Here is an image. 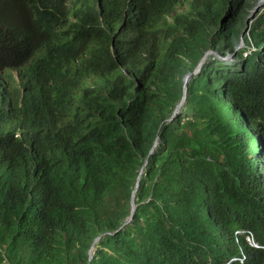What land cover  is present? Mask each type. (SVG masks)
<instances>
[{
    "label": "trees",
    "instance_id": "obj_1",
    "mask_svg": "<svg viewBox=\"0 0 264 264\" xmlns=\"http://www.w3.org/2000/svg\"><path fill=\"white\" fill-rule=\"evenodd\" d=\"M255 2L199 0L166 31L138 18L133 47L144 63L116 46L132 77L110 56L120 70L91 117L85 109L58 125L34 98L10 106L3 96L0 264H264V9L230 61L206 59L167 121L184 75L208 49L233 53ZM49 3L0 0V63L23 57ZM104 4L105 13L82 0L75 11L96 25L102 17L110 43L107 25L127 23L130 7Z\"/></svg>",
    "mask_w": 264,
    "mask_h": 264
},
{
    "label": "clouds",
    "instance_id": "obj_2",
    "mask_svg": "<svg viewBox=\"0 0 264 264\" xmlns=\"http://www.w3.org/2000/svg\"><path fill=\"white\" fill-rule=\"evenodd\" d=\"M81 1L50 0L49 5L41 9L44 14L40 15L29 29V34L33 38L27 52L16 62L0 63V101L3 96L10 97L8 102L11 106L14 103L24 104L30 98H34L49 115L56 118L58 125L76 121L78 115H82L85 109L90 117L93 116L97 112L96 94L112 90L117 79L116 70H120L109 61V57L111 56L116 64L121 66L122 73L132 77L128 64L122 65L118 62L116 46L119 45L122 56L133 59L132 63L129 62L130 64L141 65L144 63L143 59L136 55V49L133 47L136 42L132 28L134 22L141 18L155 30L166 31L170 27L177 26L187 11H196L193 7L199 0H116L117 4L129 5L130 10L128 22H125L126 18L123 16V22L118 23L116 31L107 25L110 43L103 40L106 25H104L102 17H99L100 24L96 25L84 17L82 10L75 11ZM259 1L264 0H256L252 7ZM91 2L95 3L97 7L101 4L105 13L104 0H91ZM263 9L264 5L258 11ZM258 11L246 23L247 29L245 27L241 33L240 39L243 46H236L233 53L225 55H219L218 52L208 49L204 53L206 59L209 54H215L224 61L228 58L232 59L238 49L245 47L243 36L249 30L250 23L259 13ZM119 31L122 36L117 34ZM248 52L246 51L244 54ZM193 70L187 72L183 77L182 96L184 85H186L187 91L188 81L200 72L199 70L188 76ZM102 82L106 85H102ZM174 117L170 116L167 121H171ZM19 131L20 129L17 128L14 134H19ZM155 142L157 141L155 140ZM257 146L258 141H256ZM237 233L245 234L241 230ZM245 239L250 245L258 246L252 236L245 234ZM237 259L243 261L242 258L232 257L227 263Z\"/></svg>",
    "mask_w": 264,
    "mask_h": 264
},
{
    "label": "water",
    "instance_id": "obj_3",
    "mask_svg": "<svg viewBox=\"0 0 264 264\" xmlns=\"http://www.w3.org/2000/svg\"><path fill=\"white\" fill-rule=\"evenodd\" d=\"M263 5H264V1H259V2H257V3L252 7V10H251L250 14L248 15V18H247V20H246V23H248L249 19H250V18L254 15V13H256V12L259 10V8H260L261 6H263ZM246 29H247V27H246ZM246 29H245V30H246ZM245 30H244V31H245ZM205 59H206V54H204V55L201 57V59L199 60L198 64L196 65V67H195L194 70L192 71V73H190L188 76H191L192 74L197 73V72L200 70V68H201L202 64L204 63ZM185 96H186V85H184V94H183V96H182L180 102L178 103V105H177V106L175 107V109L173 110L172 115H171V118L174 117V116L179 112L181 105H182V104L184 103V101H185ZM156 144H157V142L154 143V145L152 146V148H151L150 151H149V154L152 153V151L154 150ZM145 164H146V162H145ZM139 175H140V174H139ZM139 175H138V177H137V179H136L135 187H134V189H133V191H132L131 198H130V214H129V219H128V221H130V220L133 218V214H134V211H135L136 206H137V204L135 203L134 198H135L136 191H137V189H138V187H139V184H140V180H139L140 176H139ZM97 240H98V237L94 239L93 244L91 245V248H90V250H89V252H88V255H89V256H88V259H89V260L92 258V249H93V247H94V243H95Z\"/></svg>",
    "mask_w": 264,
    "mask_h": 264
},
{
    "label": "rangeland",
    "instance_id": "obj_4",
    "mask_svg": "<svg viewBox=\"0 0 264 264\" xmlns=\"http://www.w3.org/2000/svg\"><path fill=\"white\" fill-rule=\"evenodd\" d=\"M258 12H259V11H258ZM256 13H257V12H256ZM256 13H254V15H255ZM254 15H253V16H254ZM253 16H252V17H253ZM252 17H251V18H252ZM240 45L243 46V43H242V40H241V39L239 40L237 46H240ZM237 48H239V47H237ZM210 55H211V54H209V56H210ZM209 56H208V57H209ZM208 57H207V58H208ZM225 57H226V56H225ZM230 60H231V59H229V58L226 59V61H230ZM89 250H90V249H89Z\"/></svg>",
    "mask_w": 264,
    "mask_h": 264
}]
</instances>
